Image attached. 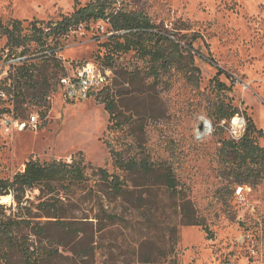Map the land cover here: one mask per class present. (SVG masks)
<instances>
[{
  "label": "rangeland",
  "instance_id": "rangeland-1",
  "mask_svg": "<svg viewBox=\"0 0 264 264\" xmlns=\"http://www.w3.org/2000/svg\"><path fill=\"white\" fill-rule=\"evenodd\" d=\"M88 2L0 0V20L20 19L25 26L34 20H58ZM119 2L146 12L184 46L197 36L193 56L201 71L199 84L187 83L181 73L154 81L147 77V62L135 51L124 54L114 66L106 64L101 44L110 34L103 21L84 24L63 37L57 55L40 64L34 79L5 81L15 59L7 58V39L0 36V90L5 93L0 95V178L12 179L30 159L72 161L81 155L95 167L121 174L113 163L115 149L170 163L182 194L158 186L141 188L157 201L151 212L128 213L123 222L100 229L103 222L96 217L106 204L101 192L90 195L77 187L69 199L62 196L63 190L60 195H44L36 188L20 199L14 194L6 201L0 197V220L7 225L8 219L17 221L13 231L32 248H52L54 256L43 264H140L145 252L161 264H264V181L255 187L241 186L245 200L238 202L236 191L223 188L229 177L218 153L222 140H238L244 134L245 114L264 131V0ZM34 49L31 46V53ZM91 62L110 71V85L117 79L113 98L121 128H112L104 101L107 88L71 101L59 87L62 76ZM220 70L225 73L219 74ZM217 77L230 89L219 91ZM221 97L240 112L222 121L216 131L207 114L212 101ZM33 114L40 117L38 127L21 129L18 122ZM259 143L264 146V137ZM88 172L92 175L88 185L98 188L94 168ZM52 195L63 198L65 215L76 216L77 224L73 234L57 222L49 224L48 240L38 232L50 218L42 217L38 205ZM183 197L192 201L189 215L203 219L210 232L201 225L184 224ZM28 217L30 225L20 223ZM7 248L0 241V264H8ZM10 258L11 264H25L19 252Z\"/></svg>",
  "mask_w": 264,
  "mask_h": 264
},
{
  "label": "trees",
  "instance_id": "trees-1",
  "mask_svg": "<svg viewBox=\"0 0 264 264\" xmlns=\"http://www.w3.org/2000/svg\"><path fill=\"white\" fill-rule=\"evenodd\" d=\"M97 21L108 24L110 35L107 41L101 44L106 48L104 55L106 64L114 66L124 54L135 51L147 62V77L154 81L162 82L164 78L181 73L187 83L199 84L201 71L195 65L193 56L197 36L193 35L184 46L182 41L161 29L146 12L131 9L119 0H90L84 6L77 5L72 13L62 15L58 20L47 22L34 20L27 26L20 19L14 18L7 22L0 20V36L7 39L5 48L8 50L7 58L22 57L10 65V73L5 81L20 82L23 78L34 79L40 64L57 55V48L63 37L84 24L89 25ZM33 45L35 49L31 53ZM38 52L42 54L34 55ZM221 73L225 71L220 70L219 74ZM116 84L117 79L112 85L109 83L104 85L102 90L108 89L104 101L107 102L106 109L111 114L112 128H121L123 123L119 120L120 115L116 113V103L113 98ZM216 86L219 91L230 89L218 77ZM7 93L11 94V91ZM239 112L237 107L221 97L212 101L207 115L217 131L222 121H230ZM245 118L247 124L244 134L238 140H222L218 152L222 171L229 177L228 184L223 188H228L234 194L236 186L255 187L264 181V146L259 143V138L264 137V131L257 127L251 116L245 114ZM112 158L114 166L121 171V174L110 173L104 167H95L87 162L83 155L72 161L30 159L24 170L18 172L12 179L0 178V196L14 194L20 199L26 191L36 188H39L44 195L56 194L63 190L62 196L66 198H69L70 192L77 187L84 188L90 195H98V192H101L106 204H102V213L96 218L103 222L100 224V229H104L109 225L123 222L128 213L141 210L151 212L157 201L153 200L151 195L146 197L140 192L141 188L158 186L177 196L183 192L178 187L176 170L170 163L154 162L147 156L127 155L115 149H112ZM92 168L98 176V188L97 185H88L92 180V175L88 171ZM57 195L44 199L38 205L43 212L42 217L50 218L48 223L39 227L38 232L48 240L49 224L57 222L68 234H73V224H77L76 216L65 215V201ZM181 200L184 224L201 225L210 232L211 229L203 219L189 215L191 199L183 197ZM20 223L30 225L31 219L28 217ZM15 224L17 221L11 219H8V225L7 222L0 220V241L8 245L6 250L8 264H11L10 256L14 252L21 253L25 264H43L45 258L54 256L52 248L34 249L27 241L19 239L12 229ZM81 231L78 229L77 235ZM175 244L177 239L174 237L173 246ZM140 264L161 263L154 260L150 253L145 252L141 254Z\"/></svg>",
  "mask_w": 264,
  "mask_h": 264
},
{
  "label": "built area",
  "instance_id": "built-area-1",
  "mask_svg": "<svg viewBox=\"0 0 264 264\" xmlns=\"http://www.w3.org/2000/svg\"><path fill=\"white\" fill-rule=\"evenodd\" d=\"M22 57L15 59L18 61ZM110 71L95 62L86 63L78 67L75 71L65 74L59 80V87L64 97L71 101L85 100L94 95V93L108 83ZM0 95H5L4 91L0 90ZM8 118V126L10 125ZM40 122L38 114L31 115L27 121L18 122L21 129L26 127L37 128ZM243 188L239 186L236 190L237 201L243 202L245 196L243 195Z\"/></svg>",
  "mask_w": 264,
  "mask_h": 264
},
{
  "label": "bare ground",
  "instance_id": "bare-ground-1",
  "mask_svg": "<svg viewBox=\"0 0 264 264\" xmlns=\"http://www.w3.org/2000/svg\"><path fill=\"white\" fill-rule=\"evenodd\" d=\"M234 121H235V122L237 121V117L234 119ZM8 198H10V195H9V196H8V195H7V196H3V197H2V200H3V201H6Z\"/></svg>",
  "mask_w": 264,
  "mask_h": 264
},
{
  "label": "water",
  "instance_id": "water-1",
  "mask_svg": "<svg viewBox=\"0 0 264 264\" xmlns=\"http://www.w3.org/2000/svg\"><path fill=\"white\" fill-rule=\"evenodd\" d=\"M0 197H3V196H0ZM0 203H2L1 200H0Z\"/></svg>",
  "mask_w": 264,
  "mask_h": 264
}]
</instances>
